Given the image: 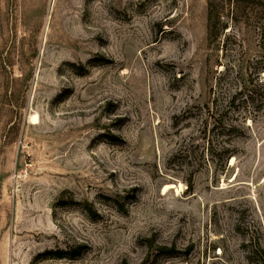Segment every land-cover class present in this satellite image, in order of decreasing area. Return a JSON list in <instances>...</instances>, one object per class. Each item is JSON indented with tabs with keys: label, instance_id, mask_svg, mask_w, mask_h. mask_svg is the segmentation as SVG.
I'll list each match as a JSON object with an SVG mask.
<instances>
[{
	"label": "rangeland",
	"instance_id": "1",
	"mask_svg": "<svg viewBox=\"0 0 264 264\" xmlns=\"http://www.w3.org/2000/svg\"><path fill=\"white\" fill-rule=\"evenodd\" d=\"M214 2L0 0V264H264V0Z\"/></svg>",
	"mask_w": 264,
	"mask_h": 264
},
{
	"label": "trees",
	"instance_id": "2",
	"mask_svg": "<svg viewBox=\"0 0 264 264\" xmlns=\"http://www.w3.org/2000/svg\"><path fill=\"white\" fill-rule=\"evenodd\" d=\"M219 1H227L226 3L234 8V0H219ZM221 12L219 8L217 7L214 0H207V34L218 36L223 29L226 28L227 22L222 20L221 18Z\"/></svg>",
	"mask_w": 264,
	"mask_h": 264
},
{
	"label": "bare ground",
	"instance_id": "3",
	"mask_svg": "<svg viewBox=\"0 0 264 264\" xmlns=\"http://www.w3.org/2000/svg\"><path fill=\"white\" fill-rule=\"evenodd\" d=\"M31 120L33 123L37 122V116L35 114L31 115ZM232 160V159H231ZM171 185L165 186L163 189L169 188Z\"/></svg>",
	"mask_w": 264,
	"mask_h": 264
}]
</instances>
